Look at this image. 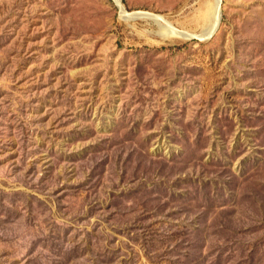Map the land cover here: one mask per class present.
<instances>
[{
	"label": "rangeland",
	"instance_id": "obj_1",
	"mask_svg": "<svg viewBox=\"0 0 264 264\" xmlns=\"http://www.w3.org/2000/svg\"><path fill=\"white\" fill-rule=\"evenodd\" d=\"M118 1L193 35L213 4ZM222 1L185 40L0 0V264H264V0Z\"/></svg>",
	"mask_w": 264,
	"mask_h": 264
},
{
	"label": "bare ground",
	"instance_id": "obj_2",
	"mask_svg": "<svg viewBox=\"0 0 264 264\" xmlns=\"http://www.w3.org/2000/svg\"><path fill=\"white\" fill-rule=\"evenodd\" d=\"M117 3H118V7L120 11L123 13L124 16H128L131 18H138V17L143 16V19H146L148 21H152L158 24V26L161 29V34L163 37H176L179 39L189 40L190 38L191 39L193 37L197 38L199 36V34H194V35L188 34V33L176 30L167 24H163V18L161 16H156V15L149 14V13H134L133 15H128V12L122 9L123 6L120 5L118 0H117ZM219 11H220V8H219L218 0H213V4L208 7L207 12L203 15V20L205 24L201 32L207 33V34L214 33L218 25ZM200 40H204V39H200Z\"/></svg>",
	"mask_w": 264,
	"mask_h": 264
},
{
	"label": "water",
	"instance_id": "obj_3",
	"mask_svg": "<svg viewBox=\"0 0 264 264\" xmlns=\"http://www.w3.org/2000/svg\"><path fill=\"white\" fill-rule=\"evenodd\" d=\"M218 3H219V8H220V11H219V20H218V25H217V28L215 29L214 33L213 34H207V33H203L201 32L199 34V36L197 38H192V39H204V40H210L212 39L215 35H217L219 29H220V26H221V23H222V4H223V1L222 0H218ZM123 10H126L124 7L122 8ZM121 12V11H120ZM121 15H122V18L124 20H136V19H143V16L142 17H138V18H131V17H128V16H124L123 13L121 12ZM156 24V23H155ZM158 25V24H157ZM191 39V38H190Z\"/></svg>",
	"mask_w": 264,
	"mask_h": 264
}]
</instances>
